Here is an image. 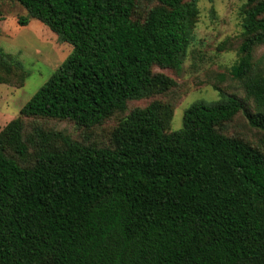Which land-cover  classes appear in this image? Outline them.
<instances>
[{
	"label": "trees",
	"instance_id": "trees-1",
	"mask_svg": "<svg viewBox=\"0 0 264 264\" xmlns=\"http://www.w3.org/2000/svg\"><path fill=\"white\" fill-rule=\"evenodd\" d=\"M72 47L68 58L0 131V264H264V153L220 128L244 112L264 131V0H247L239 60L231 75L255 104L236 96L198 101L183 128L166 133L159 103L130 113L114 147L84 145L23 117L98 125L130 100L173 81L195 40L196 0H154L143 22L134 0H14ZM0 68L9 72L6 56ZM0 75V83H5ZM61 140V146L56 141ZM34 164L21 166L28 144Z\"/></svg>",
	"mask_w": 264,
	"mask_h": 264
},
{
	"label": "rangeland",
	"instance_id": "rangeland-1",
	"mask_svg": "<svg viewBox=\"0 0 264 264\" xmlns=\"http://www.w3.org/2000/svg\"><path fill=\"white\" fill-rule=\"evenodd\" d=\"M191 1V0H187ZM199 14L195 18V40L189 46L180 70L154 65L152 73L173 81L168 87H155L144 98L130 100L123 111H116L102 123L84 127L70 120L41 117H23L24 135L29 136L34 124L45 132H59L84 145L113 148L112 136L116 128L130 113L153 103L167 106L172 117L166 124V133L183 128L185 111L195 102L219 101L220 91L236 96L249 112H256L254 101L247 97L241 81L231 75L232 66L239 60V49L245 39L244 11L247 0H196ZM133 18L143 22L154 0H134ZM27 11L14 0H0V55L6 56L9 72L0 68L5 83H0V131L17 118L20 110L50 79L68 58L72 47L38 20L30 19L21 26L18 19L27 17ZM255 72L264 75V45L252 53ZM220 131L238 138L264 153V131L250 126L245 113L224 123ZM61 146L62 141H56ZM38 145L28 144V155L20 160L21 166L34 164Z\"/></svg>",
	"mask_w": 264,
	"mask_h": 264
}]
</instances>
